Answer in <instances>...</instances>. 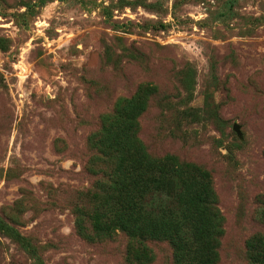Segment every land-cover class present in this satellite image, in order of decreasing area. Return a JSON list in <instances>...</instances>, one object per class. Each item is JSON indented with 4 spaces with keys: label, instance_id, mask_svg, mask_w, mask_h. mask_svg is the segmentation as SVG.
I'll list each match as a JSON object with an SVG mask.
<instances>
[{
    "label": "rangeland",
    "instance_id": "obj_1",
    "mask_svg": "<svg viewBox=\"0 0 264 264\" xmlns=\"http://www.w3.org/2000/svg\"><path fill=\"white\" fill-rule=\"evenodd\" d=\"M151 87L137 136L211 173L219 264H249L264 234V0H0V215L44 264H176L167 240L76 226L112 169L92 138ZM142 244L151 260L131 261ZM34 262L0 232V264Z\"/></svg>",
    "mask_w": 264,
    "mask_h": 264
},
{
    "label": "trees",
    "instance_id": "obj_2",
    "mask_svg": "<svg viewBox=\"0 0 264 264\" xmlns=\"http://www.w3.org/2000/svg\"><path fill=\"white\" fill-rule=\"evenodd\" d=\"M227 9L232 11V5ZM155 91L151 87L122 99L101 133L92 138L91 145H97L101 159L112 169L89 190L91 206L78 210L77 230L91 239L121 231L138 239L167 240L176 264H219L223 217L216 206L211 173L174 155L153 157L137 136L138 118ZM260 216L264 220V209ZM0 232L14 236L35 258L34 264H44L28 240L1 215ZM247 250L249 264H264V234L255 235ZM128 257L139 263L151 260L143 244L131 248Z\"/></svg>",
    "mask_w": 264,
    "mask_h": 264
},
{
    "label": "water",
    "instance_id": "obj_3",
    "mask_svg": "<svg viewBox=\"0 0 264 264\" xmlns=\"http://www.w3.org/2000/svg\"><path fill=\"white\" fill-rule=\"evenodd\" d=\"M233 128L237 132L238 136L240 138H242L243 137V134H242V131H241V125L238 122H236V123H234Z\"/></svg>",
    "mask_w": 264,
    "mask_h": 264
}]
</instances>
